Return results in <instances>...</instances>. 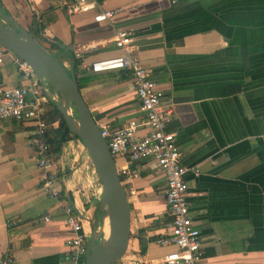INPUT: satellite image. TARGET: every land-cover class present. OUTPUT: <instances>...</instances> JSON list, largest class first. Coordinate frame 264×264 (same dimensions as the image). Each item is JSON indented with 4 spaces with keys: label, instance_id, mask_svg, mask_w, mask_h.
<instances>
[{
    "label": "crops",
    "instance_id": "crops-1",
    "mask_svg": "<svg viewBox=\"0 0 264 264\" xmlns=\"http://www.w3.org/2000/svg\"><path fill=\"white\" fill-rule=\"evenodd\" d=\"M68 1L0 0V10L39 37L69 72L80 53V93L96 123L111 130L142 117L133 78L126 69L92 72L89 66L120 53L117 30H135L138 56L173 113L167 129L176 133L182 164L193 169L185 179L201 235L197 264H264V0H97L96 9L76 14L66 12ZM106 10L115 11L111 19H94ZM38 80L10 56L0 64V90ZM44 84L49 100L58 101ZM32 136L29 124L0 123V257L71 264L64 207L81 213L90 236L100 217L101 184L84 145L73 138L55 158L60 196L44 193ZM130 167L138 175L123 182L131 210L128 257L144 264L174 248L155 242L170 222L166 180L149 158Z\"/></svg>",
    "mask_w": 264,
    "mask_h": 264
},
{
    "label": "built area",
    "instance_id": "built-area-1",
    "mask_svg": "<svg viewBox=\"0 0 264 264\" xmlns=\"http://www.w3.org/2000/svg\"><path fill=\"white\" fill-rule=\"evenodd\" d=\"M68 14H76L96 9L97 0H69L66 4ZM115 11L106 10L94 16L96 21H105L113 17ZM118 55L106 57L90 63L92 72H105L126 69L133 78L136 96L139 100L141 118H130L124 126L109 129L101 125V134L115 160L121 182H128L138 175L130 164L149 158L154 167L161 170L166 180V200L170 222L168 229L157 236L155 242L160 246L174 247L166 254L149 259L144 264H197L200 260V230L189 211L188 184L185 175L193 170L181 162V152L177 146L176 133L167 129L172 119V110L163 104L162 91L156 88L151 78V69L146 67L138 56L139 44L133 29L117 30L114 36ZM5 56L12 57L26 76H37L26 61L0 45V64ZM81 57L75 52L74 58ZM40 79V78H39ZM45 81L38 80L32 86H14L0 90V123L15 120L29 124L33 136L31 142L37 147V164L43 172L41 190L51 197H59L57 175L53 168L55 158L46 154L41 137L46 130L43 119L44 104L52 97L48 94ZM146 130L145 132H142ZM124 165L118 166L117 160ZM197 173V169H194ZM64 224L72 232L68 245L72 249L71 264H84L89 234L85 231L81 213L73 207H64ZM14 257L5 254L0 264H14Z\"/></svg>",
    "mask_w": 264,
    "mask_h": 264
},
{
    "label": "water",
    "instance_id": "water-1",
    "mask_svg": "<svg viewBox=\"0 0 264 264\" xmlns=\"http://www.w3.org/2000/svg\"><path fill=\"white\" fill-rule=\"evenodd\" d=\"M0 45L26 61L33 72L58 92L56 101L65 123L82 141L95 174L101 184L100 211L91 225L84 264H139L129 258L131 210L115 160L101 134L98 123L82 97L72 68L64 67L60 56L50 53L40 41L10 14L0 10ZM71 105L75 116L70 113ZM107 219V234L99 238L98 230Z\"/></svg>",
    "mask_w": 264,
    "mask_h": 264
},
{
    "label": "trees",
    "instance_id": "trees-1",
    "mask_svg": "<svg viewBox=\"0 0 264 264\" xmlns=\"http://www.w3.org/2000/svg\"><path fill=\"white\" fill-rule=\"evenodd\" d=\"M36 34H38V31L36 32ZM78 64H79V60L74 58L73 66H74V70H75V76H76V79H77V82H78V85L80 88V79L76 75ZM82 79L86 80V79H89V77L87 75V76H84ZM49 85L51 88H53L51 84H49ZM71 107L73 108L72 105H71ZM42 117H43L44 121L46 122L47 127H46L44 134L41 137V142L45 146L46 154L51 155L54 158H56L61 153L64 143L70 139L75 138V137L69 131V129L65 123V120L63 118V115H62L60 109L57 107L56 102L49 100L44 104V113H43ZM81 143H82V141H81ZM101 214H102V212L99 210V206L97 205V207L95 209V217L99 216ZM96 219H97V217H96ZM101 224H102V222L100 223V225ZM144 252H145V249L142 246L140 248V253L144 254Z\"/></svg>",
    "mask_w": 264,
    "mask_h": 264
},
{
    "label": "rangeland",
    "instance_id": "rangeland-1",
    "mask_svg": "<svg viewBox=\"0 0 264 264\" xmlns=\"http://www.w3.org/2000/svg\"><path fill=\"white\" fill-rule=\"evenodd\" d=\"M36 38H38V40H39V37H37V36H35ZM69 72V71H68ZM69 111H70V113H72L74 116H75V111H74V109L71 107L70 109H69ZM93 167V166H92ZM88 178H90L89 177V175H85V174H83L82 175V177H81V182L82 183H85V186L86 187H88V184L91 182V181H89V179ZM94 220H95V218H94ZM93 220V221H94ZM100 226H102V225H100ZM107 227V226H106ZM107 229V228H106ZM106 235L107 234V232L105 233V232H102L101 230H100V228H99V230H98V235H99V238H101L102 237V235ZM130 254V252L128 251L127 252V255H129ZM120 264H122V263H120Z\"/></svg>",
    "mask_w": 264,
    "mask_h": 264
},
{
    "label": "bare ground",
    "instance_id": "bare-ground-1",
    "mask_svg": "<svg viewBox=\"0 0 264 264\" xmlns=\"http://www.w3.org/2000/svg\"><path fill=\"white\" fill-rule=\"evenodd\" d=\"M106 226H107V219L105 218L103 225L100 227V230L106 233L107 232Z\"/></svg>",
    "mask_w": 264,
    "mask_h": 264
}]
</instances>
